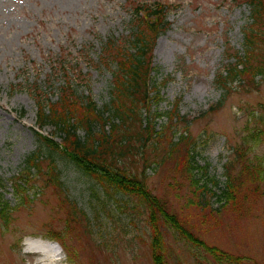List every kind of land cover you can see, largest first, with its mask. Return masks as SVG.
I'll return each instance as SVG.
<instances>
[{"label":"rangeland","instance_id":"374dc122","mask_svg":"<svg viewBox=\"0 0 264 264\" xmlns=\"http://www.w3.org/2000/svg\"><path fill=\"white\" fill-rule=\"evenodd\" d=\"M161 1L172 6L169 29L159 34L153 53L159 69L155 80L169 79L161 89L159 111L179 102L192 123L189 129L180 127L176 137L192 133V153L200 166L188 173L175 169L174 160L162 166L154 162L147 170L148 186L196 237L245 257L243 264H264V178L237 194L242 210H216L224 201L220 185L229 180L226 165L249 131L256 132L248 156L262 162L264 174V132L256 130L251 115L264 104V77L258 75L256 87L236 85L215 113L199 116L222 98L215 74L231 62L226 44L235 47L231 52H244L242 33L252 20L251 9L245 0ZM131 10L129 0H0V191L12 215L8 226L0 219V264H154L147 210L124 193L110 196L69 160L56 156L65 191L89 218V235L83 225L71 222L62 194H56L47 176L28 184L27 203L20 201L13 183L26 157L40 148L34 92L55 100L68 80L81 96L89 95L99 106L108 103L112 75L99 55L107 38L124 39L130 33ZM41 130L60 142L50 124ZM41 150V158L46 157L47 149ZM65 229L72 230L65 239L77 261L50 235ZM164 230L170 264H200L196 254H202L204 264H216L169 227Z\"/></svg>","mask_w":264,"mask_h":264},{"label":"trees","instance_id":"16d2710c","mask_svg":"<svg viewBox=\"0 0 264 264\" xmlns=\"http://www.w3.org/2000/svg\"><path fill=\"white\" fill-rule=\"evenodd\" d=\"M245 1L251 9L252 20L243 29L244 52L239 49L231 52L235 47L226 44V54L231 62L215 74L216 83L222 88V100L199 116L215 113L223 105L226 94L236 85L256 87L259 84L258 75L264 77V0ZM129 3L132 9L130 33L124 39L107 38L99 55V62L103 67H109L112 75L108 103L99 106L89 95L81 96L68 80L60 87L59 97L55 100L43 97L34 90L39 128L50 124L61 140L56 142L51 135L44 136L39 130L36 131L40 148L26 157L21 173L13 178L15 192L20 201L26 199V203L30 202L28 184L34 178L47 176V182L51 183L56 194H62L59 196L60 202L69 213L71 222L76 226L83 225V232L89 235L90 222L86 212L65 191L62 170L56 160L58 154L69 160L77 170L95 179L110 196L124 193L142 204L147 210V220L152 230L154 264H170L164 226L169 227L176 238L186 241L200 252L204 250L209 255L205 258L213 259L216 264H243L245 257L209 245L196 237L182 223L179 214L171 211L148 186L147 170L154 162L162 166L174 160L172 165L175 169L187 170L188 173L200 165L196 164L197 154L192 153L196 145L192 133L188 131L176 137L180 127L189 129L192 123L188 115L180 112L179 102L173 104L169 111H159L163 100L161 89L169 79L163 77L161 81L155 80L159 69L154 65L153 53L159 34L169 29L171 24L168 13L172 5L161 0H129ZM21 113L24 115V111ZM251 115L256 130L260 128L264 132V104L258 113ZM161 119H164L162 127L159 125ZM254 133L249 131L243 142L233 149L234 156L225 171L229 180L224 186L220 185L219 199L224 201L220 208H216L217 212L227 206L237 212L242 210L236 202L239 199L237 194L241 195V189H247L246 184L260 182L264 178L262 162L248 156ZM43 147L47 149V155L42 158L48 160V166L41 160ZM238 166L240 170L235 173ZM214 183L219 185L220 181ZM2 188L4 183L0 175V190ZM201 189L206 188L199 187ZM3 196L0 191V219L8 226L12 215ZM212 216L215 217L214 214ZM71 231L52 230L50 235L66 248L71 260L77 261L72 246L65 239ZM201 257L202 254H196L195 259L204 264Z\"/></svg>","mask_w":264,"mask_h":264},{"label":"bare ground","instance_id":"6f19581e","mask_svg":"<svg viewBox=\"0 0 264 264\" xmlns=\"http://www.w3.org/2000/svg\"><path fill=\"white\" fill-rule=\"evenodd\" d=\"M53 244H55V245L59 246L57 243H53ZM59 254H60L59 252H58V253H56V256H57V257H59Z\"/></svg>","mask_w":264,"mask_h":264}]
</instances>
